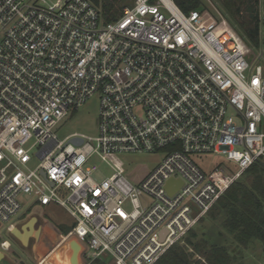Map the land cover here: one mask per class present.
Returning a JSON list of instances; mask_svg holds the SVG:
<instances>
[{"label": "built area", "instance_id": "built-area-1", "mask_svg": "<svg viewBox=\"0 0 264 264\" xmlns=\"http://www.w3.org/2000/svg\"><path fill=\"white\" fill-rule=\"evenodd\" d=\"M207 1L133 0L105 22L89 0H0L1 253L24 194L66 211L87 262L154 264L264 157V0L257 48ZM93 96L98 135L59 139ZM158 152L138 180L118 157ZM204 154L225 161L204 170Z\"/></svg>", "mask_w": 264, "mask_h": 264}, {"label": "trees", "instance_id": "trees-1", "mask_svg": "<svg viewBox=\"0 0 264 264\" xmlns=\"http://www.w3.org/2000/svg\"><path fill=\"white\" fill-rule=\"evenodd\" d=\"M100 10L103 20L110 22L121 14V0H89ZM224 18L233 31L251 48L258 47L259 0H216ZM183 12L200 9V0H173ZM244 181H241L243 180ZM206 216L220 217V225L239 246L258 240L264 249V162L259 160L244 171L242 176L214 204ZM205 218V217H204ZM203 219H201L202 221ZM70 227L61 230L66 235ZM193 229L183 245L169 248L154 264H229L232 255L226 246L200 240L194 245ZM192 246V253L188 247ZM40 251V250H39ZM41 252V251H40ZM198 253L200 259H195Z\"/></svg>", "mask_w": 264, "mask_h": 264}, {"label": "rangeland", "instance_id": "rangeland-1", "mask_svg": "<svg viewBox=\"0 0 264 264\" xmlns=\"http://www.w3.org/2000/svg\"><path fill=\"white\" fill-rule=\"evenodd\" d=\"M55 1V0H52ZM214 7L224 16L220 5L216 0H209ZM133 0H121L120 8L122 9L126 5H130ZM199 8L209 9L211 8L210 3L207 0H200ZM216 16V15H215ZM225 17V16H224ZM218 19V16H216ZM226 19V18H225ZM98 97L93 96L84 105L78 108L75 112H70L69 115L61 122V124L55 128V133L59 139H64L70 134H80L88 137H96L98 135ZM163 153L158 152L154 154H120L119 159L123 162L126 169V173L129 178L138 180L143 175L151 172L163 158ZM194 161L204 170H209L215 166L223 163L225 157L217 154H204L202 156L194 157ZM264 162V157L261 159ZM99 164L98 162H96ZM101 172L108 175V172L101 167ZM105 175L100 173L95 174L94 178L102 180ZM241 181H244L241 180ZM19 201L24 204L23 215L22 210L17 218L14 220V224L20 227L31 217L37 218L36 226H40L46 223L60 235H63L61 230L70 227L72 220L69 215L60 207H42L37 204L27 206L30 202L28 195H19ZM71 229V228H70ZM194 237L190 238V241L198 243L200 240H206L209 243L226 246L229 253L232 255V260L229 264H264V249L261 243L252 239L248 242L247 246L237 245L232 237L222 228L220 225V217L212 218V216H205L202 221L194 226L193 229ZM11 241L12 248L9 252H4V261L2 264H35V260L38 261V255L41 253L39 243L35 256L33 258L31 247L23 248L13 237H8ZM41 239V238H40ZM47 243V241H45ZM33 244V243H32ZM183 245V243H181ZM30 249V250H28ZM70 250V244L68 247L64 244L60 249H57L51 258L48 260L49 264H55L56 261L67 260L68 261V250ZM189 252L192 253V246L188 247ZM195 254V259H200L198 253ZM85 262L87 259L85 258ZM85 264H114L111 257L104 255L101 257V262L98 263H85Z\"/></svg>", "mask_w": 264, "mask_h": 264}, {"label": "crops", "instance_id": "crops-1", "mask_svg": "<svg viewBox=\"0 0 264 264\" xmlns=\"http://www.w3.org/2000/svg\"><path fill=\"white\" fill-rule=\"evenodd\" d=\"M40 227H41L40 237H39L38 242L36 243V250H35L37 252L38 245L39 243H41V246L39 247V250L41 251V253H39L37 257L38 260L45 259L44 264H49L48 260L51 258L50 257L51 254H53L57 249H60L64 244H66L68 247V242H69L70 250L67 249L68 250L67 252L69 253L68 261L59 260V261H56L55 264H76L78 261H79L78 264L87 263L85 262V255H84L85 250H86L85 245L79 242L73 236L67 237L71 229L66 235H60L56 230H54L52 227H50L46 223H43L42 225H40ZM45 241H47V243ZM34 255L35 254H33V256ZM96 262L100 263L101 260H97L93 263H96ZM35 264H36V260H35Z\"/></svg>", "mask_w": 264, "mask_h": 264}, {"label": "water", "instance_id": "water-1", "mask_svg": "<svg viewBox=\"0 0 264 264\" xmlns=\"http://www.w3.org/2000/svg\"><path fill=\"white\" fill-rule=\"evenodd\" d=\"M174 184H179L174 180H170L167 183V188L172 190ZM37 218L31 217L28 221L24 222L20 227H15L10 235L13 237L23 248H28L29 242L32 239L31 252L34 254L36 250V243L40 237V226H36ZM36 259V256H33ZM4 259V254L0 252V261Z\"/></svg>", "mask_w": 264, "mask_h": 264}, {"label": "flooded vegetation", "instance_id": "flooded-vegetation-1", "mask_svg": "<svg viewBox=\"0 0 264 264\" xmlns=\"http://www.w3.org/2000/svg\"><path fill=\"white\" fill-rule=\"evenodd\" d=\"M29 219H30V218H29ZM29 219H28V220H29ZM28 220H27V221H28ZM32 243H33V240L31 239L30 242H29V246H30V247H31ZM28 250H30V249H28ZM4 260H5V259L1 260V261H0V264H2V262H3Z\"/></svg>", "mask_w": 264, "mask_h": 264}, {"label": "snow or ice", "instance_id": "snow-or-ice-1", "mask_svg": "<svg viewBox=\"0 0 264 264\" xmlns=\"http://www.w3.org/2000/svg\"><path fill=\"white\" fill-rule=\"evenodd\" d=\"M253 83H258V81H253Z\"/></svg>", "mask_w": 264, "mask_h": 264}, {"label": "bare ground", "instance_id": "bare-ground-1", "mask_svg": "<svg viewBox=\"0 0 264 264\" xmlns=\"http://www.w3.org/2000/svg\"><path fill=\"white\" fill-rule=\"evenodd\" d=\"M79 262V261H78ZM78 262L76 264H78Z\"/></svg>", "mask_w": 264, "mask_h": 264}]
</instances>
